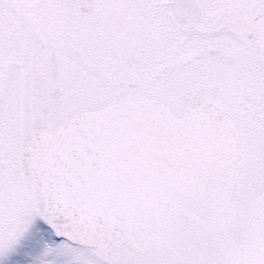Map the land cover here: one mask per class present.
<instances>
[{"label": "snow or ice", "instance_id": "obj_1", "mask_svg": "<svg viewBox=\"0 0 264 264\" xmlns=\"http://www.w3.org/2000/svg\"><path fill=\"white\" fill-rule=\"evenodd\" d=\"M0 264H264V0H0Z\"/></svg>", "mask_w": 264, "mask_h": 264}, {"label": "water", "instance_id": "obj_2", "mask_svg": "<svg viewBox=\"0 0 264 264\" xmlns=\"http://www.w3.org/2000/svg\"><path fill=\"white\" fill-rule=\"evenodd\" d=\"M183 203L186 204V206L189 207V209L193 212V214L197 215V216H205L206 215V210L203 204H198L195 202H191L188 200H182ZM180 223L182 225H187L189 223H191V221H189V219L187 217L181 218ZM206 239L205 237L201 236V240Z\"/></svg>", "mask_w": 264, "mask_h": 264}]
</instances>
